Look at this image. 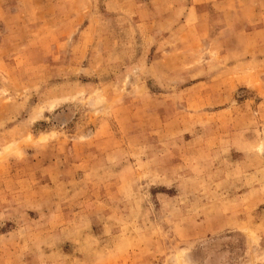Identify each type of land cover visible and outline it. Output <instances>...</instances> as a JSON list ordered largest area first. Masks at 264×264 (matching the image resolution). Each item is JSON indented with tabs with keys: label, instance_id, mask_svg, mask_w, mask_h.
I'll return each instance as SVG.
<instances>
[{
	"label": "rangeland",
	"instance_id": "rangeland-1",
	"mask_svg": "<svg viewBox=\"0 0 264 264\" xmlns=\"http://www.w3.org/2000/svg\"><path fill=\"white\" fill-rule=\"evenodd\" d=\"M0 264H264V0H0Z\"/></svg>",
	"mask_w": 264,
	"mask_h": 264
}]
</instances>
